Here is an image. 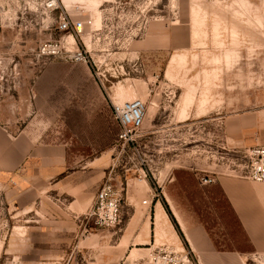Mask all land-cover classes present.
Masks as SVG:
<instances>
[{
    "label": "rangeland",
    "instance_id": "374dc122",
    "mask_svg": "<svg viewBox=\"0 0 264 264\" xmlns=\"http://www.w3.org/2000/svg\"><path fill=\"white\" fill-rule=\"evenodd\" d=\"M0 92V123L13 132L66 144L75 165L102 156L107 169L118 158L130 168L125 196L146 192L145 173L184 224H204L221 249L250 248L220 186L201 179L242 178L238 165L264 143V0H0ZM133 100L143 101L144 119L137 142L121 150L113 105ZM255 125L256 135L245 131ZM14 185L0 176V264H48L55 242L46 211L68 201L46 198L36 219L44 229L26 228L15 246ZM74 220L83 226L64 254L75 264H90L87 246L114 244L127 224L142 230L126 214L120 227L89 231L82 216ZM160 245L196 264L188 246L165 240L138 246L135 257Z\"/></svg>",
    "mask_w": 264,
    "mask_h": 264
},
{
    "label": "crops",
    "instance_id": "0c3cea01",
    "mask_svg": "<svg viewBox=\"0 0 264 264\" xmlns=\"http://www.w3.org/2000/svg\"><path fill=\"white\" fill-rule=\"evenodd\" d=\"M245 128V131L251 129L250 134L258 133L256 125ZM102 158L98 156L84 164H71L66 144L40 141L27 130L16 133L0 123V176L15 181L10 189L12 197H7L11 198L9 202L13 208V218L19 221L12 230L15 246L19 243L16 236L25 232L26 228L44 229L36 219L38 213L42 212L39 206L45 203L46 198L65 197L67 210L56 209L55 203L56 208L51 205L50 211H46L48 225L45 228L53 236L51 241L55 242L50 247L54 254L48 257L46 263L75 264L74 258L66 254H69L71 242L83 225L77 224L74 217L83 216L91 207L94 195L104 180L107 169L97 163L103 162ZM143 177L139 181L146 187V192L136 193L129 188L125 196L126 215L129 221H142V230L141 225L130 230V224H127L126 233L118 237L114 244L107 242L104 247L95 242L89 244L87 248L95 258L90 264H139L141 257L135 256L142 247L138 246L146 245L148 247L144 249L149 250L156 241L161 240L175 245L179 250L185 251L188 246L196 264H264V184H255L234 175L211 176L220 186L240 234L250 247L248 250L221 249L204 224L190 221L184 224L174 208L176 202L171 197H156L157 187ZM131 181L134 182L133 179ZM144 200H147L145 205ZM166 204L184 237L177 231ZM25 217L30 218L27 221L30 224L20 223ZM104 250L108 254H104ZM61 251L63 254L55 255Z\"/></svg>",
    "mask_w": 264,
    "mask_h": 264
},
{
    "label": "built area",
    "instance_id": "2783aa9c",
    "mask_svg": "<svg viewBox=\"0 0 264 264\" xmlns=\"http://www.w3.org/2000/svg\"><path fill=\"white\" fill-rule=\"evenodd\" d=\"M74 28L81 30L82 22L75 23ZM71 23L63 18L61 20V29H69ZM114 119L119 127V138L121 141V150H125L130 145L137 142L138 129L141 127L144 103L142 100L126 102L124 105H113ZM248 162L239 164L240 176L244 179L264 183V143L255 145L248 150ZM143 161V159H141ZM138 164V163H137ZM141 167L134 164L132 167L136 171L143 169V162H139ZM130 168L122 164L117 158L107 168L106 175L99 189L94 195L92 205L82 216L86 224L84 230L89 231L94 228L120 227L126 214V198L124 193L125 173ZM144 177L146 174L144 173ZM201 181L205 183L214 182L212 177L203 176ZM144 204L147 200L143 201ZM182 256L177 251L165 245L155 247L149 252V255L139 264H182Z\"/></svg>",
    "mask_w": 264,
    "mask_h": 264
},
{
    "label": "trees",
    "instance_id": "16d2710c",
    "mask_svg": "<svg viewBox=\"0 0 264 264\" xmlns=\"http://www.w3.org/2000/svg\"><path fill=\"white\" fill-rule=\"evenodd\" d=\"M166 209H167L168 214L170 215V217H171L173 223L175 224V227H176L177 231L179 232V234H180L182 237H184V235H183L182 231L180 230V227H179V225H178L176 219L174 218V216H173L172 212L170 211V209H169V207H168L167 204H166Z\"/></svg>",
    "mask_w": 264,
    "mask_h": 264
},
{
    "label": "bare ground",
    "instance_id": "6f19581e",
    "mask_svg": "<svg viewBox=\"0 0 264 264\" xmlns=\"http://www.w3.org/2000/svg\"><path fill=\"white\" fill-rule=\"evenodd\" d=\"M66 3L68 2V0H64ZM98 2V1H97ZM101 2V1H100ZM100 4V3H99ZM94 8V7H93ZM96 9V8H95ZM134 101V100H133ZM127 102H129V101H127ZM143 102V101H142ZM126 103V102H125ZM125 103H123V104H120V105H116V106H121V105H124ZM144 109H145V106H144ZM143 119H144V111H143V118H142V122H143ZM142 124V123H141ZM144 178V177H143ZM147 204V203H146ZM185 264H193V263H191V261L189 260V259H187L186 258V262H185Z\"/></svg>",
    "mask_w": 264,
    "mask_h": 264
}]
</instances>
